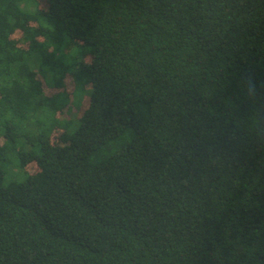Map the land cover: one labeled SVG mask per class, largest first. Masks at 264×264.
<instances>
[{"label":"trees","instance_id":"trees-1","mask_svg":"<svg viewBox=\"0 0 264 264\" xmlns=\"http://www.w3.org/2000/svg\"><path fill=\"white\" fill-rule=\"evenodd\" d=\"M0 264H264V0H0Z\"/></svg>","mask_w":264,"mask_h":264},{"label":"rangeland","instance_id":"rangeland-1","mask_svg":"<svg viewBox=\"0 0 264 264\" xmlns=\"http://www.w3.org/2000/svg\"><path fill=\"white\" fill-rule=\"evenodd\" d=\"M44 91L48 94L53 93L55 91V89H51V88H46L44 89ZM77 112L75 111V109L71 108L67 113L66 116H68L69 118H75L77 116ZM59 132V130H57L56 134Z\"/></svg>","mask_w":264,"mask_h":264}]
</instances>
